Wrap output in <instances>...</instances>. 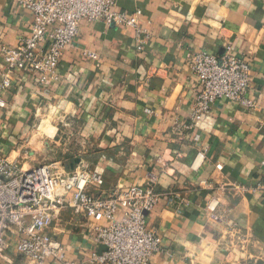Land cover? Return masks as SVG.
<instances>
[{
	"label": "crops",
	"instance_id": "crops-1",
	"mask_svg": "<svg viewBox=\"0 0 264 264\" xmlns=\"http://www.w3.org/2000/svg\"><path fill=\"white\" fill-rule=\"evenodd\" d=\"M116 1L128 15L142 11L140 23L150 34L143 48L137 49L127 27L82 21L62 55L59 80L41 85L38 73L17 72L3 93L0 152L24 168L87 161L103 175L107 190L143 186L156 175L155 188L164 195L147 221L162 250L151 264H264V190L227 189L220 205L224 221L217 225L205 209L220 184H264V0ZM33 22L32 10L19 0H0V69L2 49L30 35ZM228 44L249 64L248 96L257 107L221 99L193 130L180 128L190 122L199 86L191 54L222 56ZM45 118L49 131L40 130ZM200 150L205 159L194 171ZM159 157L167 161L166 172ZM230 225L247 244L228 255ZM88 226L66 209L54 228L80 264H96L89 261L92 254L106 249ZM11 255L15 264H29Z\"/></svg>",
	"mask_w": 264,
	"mask_h": 264
},
{
	"label": "built area",
	"instance_id": "built-area-1",
	"mask_svg": "<svg viewBox=\"0 0 264 264\" xmlns=\"http://www.w3.org/2000/svg\"><path fill=\"white\" fill-rule=\"evenodd\" d=\"M34 14L31 33L13 47L1 51L0 108L7 105L3 93L11 89L17 72L38 73L39 83L59 80L58 66L64 51L73 44L84 20H102L108 25L127 27L134 33L137 49L150 37L140 23L141 10L132 15L117 8L116 0H19ZM96 58L95 53L86 52ZM190 64L199 83L190 122L180 128L191 131L196 123L221 99H231L249 108L256 101L248 96L251 85L248 62L225 46L218 56L203 51L191 54ZM199 137L195 136V140ZM205 152H197L192 169L203 164ZM73 163V162H72ZM161 171L168 165L158 158ZM45 163L32 168L19 166L16 160L0 152V264H15L11 255L24 257L29 264H80L70 258L54 228L62 212L71 209L84 217L94 239L105 245L102 253H93L89 261L96 264H151L154 253L161 251V238L149 227L147 214L158 205L164 193L157 192L158 177L151 175L146 185L127 189H105L103 175L79 160L73 164ZM218 170L222 164H216ZM235 192L264 190V184L248 188L244 185L220 184L205 209L212 224L224 217L221 196L227 189ZM186 204L180 193H172ZM179 211V210H178ZM228 245L244 251L247 239L235 225L226 230ZM217 235L219 236L220 233Z\"/></svg>",
	"mask_w": 264,
	"mask_h": 264
},
{
	"label": "rangeland",
	"instance_id": "rangeland-1",
	"mask_svg": "<svg viewBox=\"0 0 264 264\" xmlns=\"http://www.w3.org/2000/svg\"><path fill=\"white\" fill-rule=\"evenodd\" d=\"M48 118H45V120L42 122V124L40 126L41 131H49L52 129L50 123H48V121H47Z\"/></svg>",
	"mask_w": 264,
	"mask_h": 264
},
{
	"label": "water",
	"instance_id": "water-1",
	"mask_svg": "<svg viewBox=\"0 0 264 264\" xmlns=\"http://www.w3.org/2000/svg\"><path fill=\"white\" fill-rule=\"evenodd\" d=\"M78 162V160L75 161V163Z\"/></svg>",
	"mask_w": 264,
	"mask_h": 264
}]
</instances>
